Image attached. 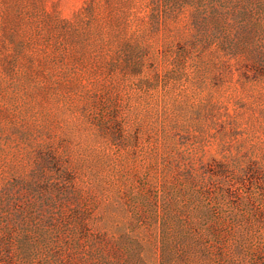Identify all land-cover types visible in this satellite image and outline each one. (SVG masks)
I'll list each match as a JSON object with an SVG mask.
<instances>
[{
    "label": "rangeland",
    "instance_id": "obj_1",
    "mask_svg": "<svg viewBox=\"0 0 264 264\" xmlns=\"http://www.w3.org/2000/svg\"><path fill=\"white\" fill-rule=\"evenodd\" d=\"M235 248L264 264V0H0V264Z\"/></svg>",
    "mask_w": 264,
    "mask_h": 264
},
{
    "label": "trees",
    "instance_id": "obj_2",
    "mask_svg": "<svg viewBox=\"0 0 264 264\" xmlns=\"http://www.w3.org/2000/svg\"><path fill=\"white\" fill-rule=\"evenodd\" d=\"M208 247H210L208 245ZM238 248H235L232 252H231V255L230 256H227L226 260H225V264H227L228 262L229 263H234L232 260L233 259H238V256L240 255L239 252H238ZM203 256V259H210V257H215V255L212 253V252H208L207 250H204L203 253L201 254ZM219 257H222L221 254H218V258H216L217 260H220ZM252 263L251 264H260L259 262H257L256 260V255L253 254L252 258ZM216 264H219L216 262Z\"/></svg>",
    "mask_w": 264,
    "mask_h": 264
}]
</instances>
